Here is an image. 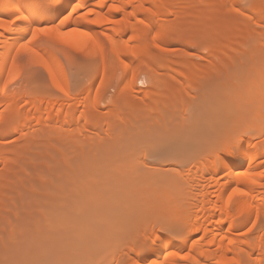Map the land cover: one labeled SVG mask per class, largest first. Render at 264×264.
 <instances>
[{
  "label": "bare ground",
  "instance_id": "1",
  "mask_svg": "<svg viewBox=\"0 0 264 264\" xmlns=\"http://www.w3.org/2000/svg\"><path fill=\"white\" fill-rule=\"evenodd\" d=\"M62 47L67 48L63 55ZM74 55L82 56L85 67ZM28 65L45 70L50 96L27 91L28 85L44 83L25 70ZM142 75L147 78L143 94ZM22 77L24 86L11 89ZM113 80L123 87L105 109L97 95ZM195 89L201 100H188ZM19 129H26L21 131L26 143L12 147ZM79 132L86 139H78ZM32 135L37 139L28 141ZM52 149L56 155L50 157ZM0 165L5 168L0 172V264H34L37 245L55 231L63 239V229L73 223V236L85 240L87 231L97 233L87 239L91 244L96 237L109 239V231V240L129 255L113 252L116 264H264V0H0ZM45 174L52 178L50 189L58 179L68 190L61 188L54 199L50 194L53 204L44 202L50 211L41 207L49 211L43 222L42 211L38 218H23L20 197L36 198L43 183L33 175ZM99 182L107 186L100 188ZM88 185L91 192L111 193L106 204L114 210L104 208L112 214L101 208L106 195L99 202L98 193L93 198L102 205L95 203L90 218L84 216ZM122 186L126 194L129 187L144 192L150 186L162 195L152 200L151 190L142 197L138 191L135 201L138 194L132 191L129 201L137 205H130L115 194ZM24 207L21 213L30 206ZM123 214L128 216L121 220ZM132 215L138 216L133 230L123 223L126 218L130 225ZM20 222L35 234L24 232ZM87 241L79 239L80 247ZM24 242L33 244L25 250ZM99 243L87 247L101 253ZM54 248L39 255L48 252L50 264H67L53 253L58 245ZM76 255L81 261L85 257ZM45 258L37 262L49 264Z\"/></svg>",
  "mask_w": 264,
  "mask_h": 264
},
{
  "label": "rangeland",
  "instance_id": "2",
  "mask_svg": "<svg viewBox=\"0 0 264 264\" xmlns=\"http://www.w3.org/2000/svg\"><path fill=\"white\" fill-rule=\"evenodd\" d=\"M82 11H84V10H82ZM80 12H81V11H80ZM84 12H85V11H84ZM82 13H83V12H82ZM92 15H93V14H92ZM92 15H91V16H92ZM93 17H94V16H92V18H93ZM60 49H61V48H60ZM62 49H63L62 51L59 50V53H60L61 55H63V54H62L63 51H65V49H67V48L65 47V49H64V47H62ZM64 53H65V52H64ZM74 58H75L76 62H78V63H77V65L79 64L78 66H81V65L83 64V62L85 61V60L83 61L82 56L80 57V56L74 55ZM80 58H81V60H80ZM194 59H195L199 64H200V63H203V64H204V63L206 62L205 59H203L202 57H195ZM78 60H79L80 62H79ZM81 61H83V62H81ZM80 64H81V65H80ZM74 65H75V67H76V64H74ZM83 66L85 67L84 64H83ZM236 66H237V65H236ZM32 67H35V65H34V66H33V65H31V66L28 65V67H26L25 70H26V71L28 70L29 73L33 74L34 76H37V77H38V76H41V77H42V83L44 82V83H43L44 85L42 84V87H41V88H40V87H39V88L35 87L36 85H35V86H30V85H28V86H26L27 91H28V92H31V93H34V94H39V95H41V96H43V97H45V98L48 97V96H50L52 91L49 89V88H50V81H49V79H48V75H47V73H46L45 70H44L43 68H41L40 66L37 67L38 69H37V68H36V69L33 68V69L31 70ZM28 68H29V69H28ZM76 68H80V67H76ZM234 68H236V67H235V64H232V65H231V69H234ZM28 71H27V72H28ZM95 71H96V73L99 72V74H102V72H101L100 69H99L98 71H97V70H95ZM95 71H94V73H95ZM24 76H25V75H24ZM22 78H23V77H22ZM43 78H44V79H43ZM18 80H19V81L15 82V83L12 85L11 89H14V88H16V87L24 86V83H25L24 78L21 79V80H20V79H18ZM43 80H45V81H43ZM146 85H147V78H146L145 75H142V76L140 77V82H139V85H138V89H140L141 93L143 92L142 90H146V88H147ZM37 86H38V84H37ZM44 86H45V87H44ZM122 87H123L122 85H117L116 80H113V81L110 83L109 88L106 89V91L104 90V91H102L99 95H97V98L100 99L101 102H102L103 104L105 103V104H104V105H105V107H104L105 109L108 108V106H107L106 104H108L109 97H110L111 95L116 94L117 91H118L119 89H121ZM199 87H200V86H197L198 91H200V90H199ZM198 91H197V89H195V92H193V93H195V94L192 93V95H193L194 97H193V96H189V98L187 97L188 100H192V98H193L194 100H196V101H197V100H201V98H202V93H201V92H198ZM197 92H198V93H197ZM53 93H54V92H53ZM142 94H143V93H142ZM139 95H140V92H139ZM195 95H196V96H195ZM57 96H58V94H57V93H54V97H57ZM197 96H198V97H197ZM190 97H191V98H190ZM196 97H197L198 99H196ZM187 98H186V99H187ZM20 102H21V101H20ZM106 102H107V103H106ZM21 103H22V102H21ZM21 103L18 104L19 106H18L17 108H19V109L22 108L21 105H22L23 103H22V104H21ZM44 105H45V104H44ZM108 105H109V104H108ZM20 107H21V108H20ZM182 111H183V113H184V110H182ZM181 113H182V112H181ZM203 121H204V120H203ZM202 123H203V122L200 121V123H198V124H201V125H202ZM35 126H36L35 129H37V130H39V129H41V128L43 127V126H41V125H35ZM38 126H39V127H38ZM40 126H41V127H40ZM203 126H205V122H204V125H203ZM37 127H38V128H37ZM43 128H45V126H44ZM43 128H42V129H43ZM46 128H47V127H46ZM22 129H23V128H22ZM19 130H20V129H19ZM19 130H18V132H17V131H16V132L14 131L15 134L13 133V140H12V141H13L15 144L11 141L12 143H10V146H12V147H15V146H16V147L21 148L20 146L24 145L23 142L26 143L25 140H23V139H24V136H23V134H22V132L25 133L24 131H26V129H25V130H20V132H19ZM48 130H49V129H48ZM21 131H22V132H21ZM33 133H34V132H33ZM84 133H85V132H81V133L79 132V133H77V137H78V139H79V138H80V139H86V137H85L86 135L84 136ZM34 134H35V133H34ZM36 134H37V133H36ZM36 134H35V136H36ZM79 134H81V135H79ZM105 134H106V133H105ZM20 135H22V137H21ZM37 135H38V134H37ZM96 135H97V134H96ZM103 135H104V134H103ZM32 136H33V135H32ZM35 136L30 137L31 139H30V140L28 139V141H31V142H32L33 140H35V138H36ZM104 136H105V135H104ZM16 137H17V138H16ZM18 137H20V140H21V141H19V138H18ZM14 139H15L16 141H18V142H16ZM17 139H18V140H17ZM36 139H37V138H36ZM22 140H23V141H22ZM31 142H30V143H31ZM30 143L27 142L28 145H29ZM25 145H26V144H25ZM30 145H32V144H30ZM22 147H23V146H22ZM19 148H17V149L19 150ZM193 148H194V147H193ZM10 149L12 150L11 147H10ZM10 149H9V150H10ZM17 149L14 148L15 151H16ZM55 150H56V149H55ZM142 151H143V150H142ZM35 153H36V152H35ZM35 153H34V155H33V154H30V156H32V155L35 156ZM48 153L50 154V155H49L50 157L56 155V151H54V149L50 150ZM53 154H54V155H53ZM60 154H61V153H60ZM33 156H32V157H33ZM49 156H48V157H49ZM52 158H53V157H52ZM50 159H51V158H50ZM149 159H150V158H149ZM51 160H52V159H51ZM32 162H33V161H31L30 164H31ZM188 164L191 165V164H194V162L189 161V163H187V165H188ZM0 166H1V165H0ZM2 166H3V165H2ZM49 166H50L49 164H48V165L46 164L45 166H43V167H45V169L47 168V169H46L47 172H49ZM43 167H42V169H43ZM0 169H1V168H0ZM42 169H41V170H42ZM45 169H43L44 172H46ZM2 170L5 171V168H4V169L2 168L0 172H2ZM32 170H33V169H31L30 173H32ZM4 171H3V172H4ZM33 171H34V170H33ZM3 172H2V173H3ZM36 173H37V172H36V170H35V173H34V174H36ZM45 175H46L49 179H48L47 177H45V176L43 177V175H41V177L38 176V175H37V176L33 175V177H36V178H34L35 180L37 179L38 182H40V183L42 182V183H43V187L46 185L45 188L41 187L42 184H41L40 186H38L39 188H41V190L38 189V190H40V191L38 192V195H37L36 198H34V196L32 197L31 193H26V194H25V192L23 191V193H24L25 195L22 194L23 197H20V202H21V204H19V206L22 205V207H23V205H24V206H25L24 208H26V206H30L31 208L29 207V209H27V208H28V207H27V208H26L27 210H25V211L28 212L30 209H31V210H30V213L28 212L27 214H26L25 211H24V213H21V212H20V209H21L22 207H20L18 212H19V214H21V216H22V214H23V216H24L25 218H27L26 215H28V214H33V216H36V217L38 218L39 215H41L40 212L42 211V215H41V217H39V219L41 218V219H40L41 222H43V220H45V219H44V218H45V215H44V214L46 213V211H47L49 208L47 209V208L45 207L46 205H44V202H46L45 204L52 203V200H50V198H49V197H50V194H51V196H52L51 199H54L53 197H55V194H57V195H56V197H57V196H58V193L60 192L59 190L62 188V187L60 188V186H59V183L62 182V180L60 179L61 181H59V183H57V182H58V179H57V180L55 179V181H57L55 184H57V185L59 186V189H57V185H56V187H55V185H53V187H52V185H51L50 187H52L53 189H52V188L50 189V188H49V184H50V182H52V181H51L52 178H50L48 174H45ZM28 176H29V175H28ZM31 177H32V174H30V178H31ZM25 178H26V181H24V182H27V179H28V181L30 180V178L27 177V176H26ZM43 178H44V179H43ZM39 179H40V180H39ZM50 179H51V180H50ZM24 180H25V179H24ZM31 180H32V179H31ZM35 180H34V181H35ZM37 180H36V181H37ZM98 180H99V179H98ZM125 180H126V179H125ZM49 181H50V182H49ZM64 181H65V180H64ZM64 181H63V182H64ZM45 182H46V183H45ZM48 182H49V183H48ZM97 182H98V181H97ZM122 182H123L122 184H125V183H124L125 181H124L123 179H122ZM47 183H48V184H47ZM64 183H65V182H64ZM24 184H25V183H24ZM28 184H30V182H27V185H28ZM102 184H104V185H102ZM100 185H101V186H107L106 183H100V182H99L98 187H99ZM142 185H143V184H142ZM142 185H140V186H142ZM151 185H154V184H151ZM29 186H30V185H29ZM29 186H26V185H25V187H29ZM47 186H48V187H47ZM61 186H62V185H61ZM101 186H100V188H101ZM154 186H155V185H154ZM46 187H47V188H46ZM54 187H55V188H54ZM142 187H143V186H142ZM148 187H149L150 189L148 188V190H144V192H145V193L147 192V194H148V191L151 190V192H149V195H148V196H149L152 200H156L159 196L162 195V193L160 192L161 189H160V190H157V189H156L158 186H157V187L155 186L156 188H154V189H156V190L154 191L155 193L152 192V191H153V190H152L153 187H152V189H151L150 186H148ZM64 188H65L66 190H68L66 187H63V188H62V191H63ZM88 188H90L89 185L87 186V191H86V193H85V195H88V196L86 197V196L84 195V196L86 197V199H85V197H82V198H84L86 201L89 200V202L85 203V204H86V205H85V206H86V207H85V211H87V212H85V213H88V216H86L87 214H85L84 216L87 217V218H90V217H89V215H90L89 213H90V212H88V211H91L92 209H95V208H97L98 206H101L102 204H100L99 202H101V201L104 200V199H105V200L102 201V203H104V205H105L106 203H108L107 200H109L110 198H112V195H111V193L108 194L109 196H108L107 194H104V195L102 194L103 197L106 195L105 198L103 199V197H101V196H102V195H101L102 192L99 193V192H100L99 190H101L100 188H95L94 192H91V190L88 189ZM121 188H122V189H121ZM121 188L119 187V188H118L119 190H118V189L115 190V194H117V193L120 194V195L117 194V195H118V198L121 199L120 196L123 194L124 196H121V197H122V199H124V198L127 199V201H126L125 199H124V200H125L126 202H128V204H130V205H131V204H132V205H137V202H135V201H139V194H141V193H139L138 191L143 192V190H142V191H141V190H138V191L136 190L135 192L138 194L136 199H138V200H135L134 203H132V202L130 203L129 199H130V200L132 199V198H131V197H132V191L134 192V190L132 189V187H131V188L129 187V188L132 189V190H130V189L128 188V190H127L128 192H127V194H126V193H125V191H126L125 188H124L123 186H122ZM123 188H124V189H123ZM46 189H47V190H46ZM55 189H57L58 192L55 191ZM65 189H64V190H65ZM96 189H97V191H96ZM120 189L123 191L122 193H120V191H121ZM137 189H139V187H138ZM140 189H143V188H140ZM158 189H159V188H158ZM23 190H25V189H23ZM52 190H53V191H52ZM46 191L48 192V194H47ZM49 191H50L51 193H50ZM88 191H90V193L92 194V196H91V194H88ZM95 191H96V192H95ZM116 191H118V192H116ZM157 191H158V192H157ZM52 192H53V193L55 192V193L53 194ZM129 192L131 193V195H130ZM135 192H134V193H135ZM144 192H143V194H141L140 197H142V195H143V196H144V195H147V194H145ZM98 193H99V194H98ZM151 193H152V194H151ZM28 194H30L31 196H27ZM44 194H45V195H44ZM46 194H47V195H46ZM66 194H67V193H66ZM93 194H94V195H93ZM96 194H98V195H96ZM159 194H161V195H159ZM34 195H36V193H34ZM89 195H90V196H89ZM95 195H96L97 197H96ZM99 195H100V196H99ZM127 195H128V196H127ZM129 195H130V197H129ZM41 196H42V198L44 197V200H45V198L48 196V197H47L48 199L46 198V200L44 201V200H42V198H40ZM59 196H60V195H59ZM61 196H62V195H61ZM68 196H69V195H67V196L65 197L64 202H65V200H68V199H67ZM93 196L96 197L95 199H96V200H99V202L96 201V200L93 198ZM98 196H99V197H98ZM125 196H127V197H125ZM7 197H8V196H7ZM27 197H30V198L32 197V199H29V198H27ZM38 197H39V198H38ZM88 197H89L90 199H88ZM100 197H101V198H100ZM156 197H157V198H156ZM69 198H70V197H69ZM99 198H100V199H99ZM106 198H107V200H106ZM108 198H109V199H108ZM118 198H117V199H118ZM7 199H8V201H9V203H11V200H10L9 198H7ZM33 199H37V200H33ZM40 199H41L42 201H41ZM91 199H92L93 201L95 200L96 202H92ZM119 199H118V200H119ZM122 199H121L120 201H122ZM24 200H26V202H25ZM38 200L41 201V202H43V203H40V202L38 203ZM49 200H50V201H49ZM124 200H123V201H124ZM8 201H7V202H8ZM34 201H35V202H34ZM36 201H37V202H36ZM90 201H91V204H90ZM109 201H111V199H110ZM32 202H33L34 204H33ZM29 203H30V204H29ZM36 203H38V204H36ZM66 203H67V202H66ZM93 203H94V204H93ZM95 203H96V205H97V203H98V206H96ZM135 203H136V204H135ZM52 204H53V203H52ZM87 204H88V207H89V208L87 207ZM99 204H100V205H99ZM109 204H110V202L108 203V205H109ZM122 204L125 205L124 203H122ZM126 204H127V203H126ZM43 205H44V208L47 209V210H44V209H43L44 211L42 210L41 207H42ZM89 205H91V207H93V208H90ZM93 205H94V206H93ZM108 205L106 204L105 206H102V207H101L104 211L107 210L106 212L108 213V214H107L106 212H103V210H102V212L100 211L101 213H104L103 217H106V216H105L106 214L109 216V214H112V213H109L110 210H111V211L114 210V209H110V206H108ZM37 206H38V207H37ZM47 206H48V205H47ZM35 207H36V208H35ZM104 207H106V208L109 207L110 210H108V209H106V208H104ZM38 208H39L40 210H39ZM86 208H87L88 210H87ZM99 208H100V207H99ZM32 209H33V210H32ZM2 210H3V211H2ZM2 210H1V213H2V214H3L4 212H5L4 214H6V215L9 213V210H8V212H6L7 209H5V211H4V209H2ZM22 210H24V209L22 208L21 211H22ZM100 210H101V209H100ZM31 211H36V212L32 213ZM49 211H50V209H49ZM49 211H47V214H48ZM141 211H142V210H141ZM141 211H140V212H141ZM112 212H113V211H112ZM137 212L139 213V211H137ZM35 213H37L38 216H37ZM139 214H140V213H139ZM12 215H13V214H12ZM126 215H127V214H123V216H121L120 219H121V220L124 219V216L126 217ZM21 216H20V217H21ZM23 216H22V217H23ZM127 216H128V215H127ZM132 216H133V217H131L132 219L129 218V220H132V222L130 221V222H131L130 225L126 222L127 219L125 218V220H123V223H126V226L123 224V226H121V228H120V226H119V229H123L124 226H125L126 228H127V226H129L128 229L133 230V228H132V227L130 228V226H131L132 223L135 222V219H137L138 216H137V217H136V215H132ZM22 217H21V218H22ZM24 217H23V218H24ZM29 217H31V215H29ZM36 217H35L34 222L37 221V220H39V219H37ZM43 217H44V218H43ZM122 217H123V218H122ZM107 218H108V217H107ZM36 219H37V220H36ZM42 219H43V220H42ZM111 219H112V218H111ZM111 219H110V221H111ZM40 220H39V221H40ZM106 220H107V219H106ZM108 220H109V218H108ZM121 220L119 221V222H121V223L118 222V225H121V224H122V221H121ZM137 220H138V219H137ZM137 220H136V223H137ZM23 221H24V220H23ZM110 221H105L103 224L106 225V224H107L106 222L110 223ZM112 221H113V219H112ZM124 221H125V222H124ZM21 222H22V221H21ZM21 222H20V225H22ZM91 222H92V221H91ZM30 223H32V222H30ZM35 223H36V224H35ZM35 223H34V224L37 225V222H35ZM38 223H39V222H38ZM54 223L57 224V220H56ZM39 224H40V223H39ZM41 224H42V223H41ZM56 224H54V225H56ZM73 224H75V223H73ZM73 224H71V226L68 225L67 227H65V228H64L65 230L63 229V233H64V234L62 233V235H61V236H63V237H62L63 239H58V236H60L59 234H60L61 232H60V231H55L54 233L51 234V235H53L52 237H53L54 239L51 238V237H50V234H49L48 237H46V238L44 237V238H45L44 241H41V245H37V244H36V245H37V248H36V245H35V248H36L35 250H36V251L34 250V251L32 252V253H35V252H36V253H35V254H32V253H31L32 255H34V256H33L34 259H32L33 257L30 258L31 255H29V254L27 253L28 251H27V252L25 251V252L28 254V256H29V257H28V256H27V257L30 259V261H31V259H32V261H35L34 264H37L38 262L40 263V262H42V261H45V260H46L45 257H47V258L50 257V256H47V255H48V252L45 253V255L47 254L46 256H45V255L42 256V252H40V255H39V252H38V251H40V250L42 251V250H43V254H44V251H47V250L50 251L51 248H54V245H55V246L58 245V251H56V253H55V250H54V249L57 248V247H55V248L53 249V250H54L53 253H54V254H57V255L60 254V256H63L62 258H61L60 256H58V257H59L61 260H63V262H65V263H67V264H71V263L74 264L75 259H78V258H79V257H76V258L74 257L76 253H77L76 256H81L80 254L85 253L86 255H84V254L82 255V256H85L83 259H85L86 256H87V257H88V256H89V257H92L93 259H92L91 261H92V263H93V261H94L95 264H97V261H98V264H110L111 262H112V264H116V256H114V254H113V252H115V251H118V253L120 254V257H124V258H127V259H128L127 256H129V255H128V253H127V250H124L125 247L122 246V245H120V243H118V242H117V244H116V242L112 241V239L109 240V239L111 238V237H110L111 234L109 233V231H108V234H107V236L109 235V236H108L109 239H106L107 241L105 240V238H106L105 236H104L103 239H102V237H100V238L104 241V242H102L101 239H100L101 241L99 240L100 242L103 243V245H101V243H99V241H97L99 238L97 239V237H96V242L99 243L101 246H103V247H102L103 249H100V248H99L100 251H101V250L103 251V252L101 251L102 254H101L100 252L97 251L98 248L95 249V250L97 251V253H96V251L91 250L90 248H88V247H90V245L93 246V245L95 244V243H92V244H91V242L89 243V241H87V239L89 240V238H92V233L94 234V237H93L92 240H94L95 236H97V233L92 231L93 229L91 230L92 232H91L90 230L87 231V232H90V234L88 233V234H87V235H88L87 238H85V240L89 243V245H87L88 247L85 246L86 244H83L84 246L82 245L83 247H82V246L80 247L79 239H80V241H82V243H83V242L85 243V240H84V238H83L84 235H83V237H79L80 234H78V236H73V233H74V230H75ZM127 224H128V225H127ZM32 225H33V223H32ZM35 225H33V226H35ZM132 225H135V224H132ZM33 226H32V227H33ZM107 226H108V224H107ZM20 227H21V226H20ZM22 227H24V232H25V230L28 229V228L25 229V227H27L26 225H25V226L22 225ZM72 227H73V228H72ZM133 227H134V226H133ZM38 228H39V227H38ZM38 228H37V229H38ZM93 228H94V227H93ZM7 229L9 230V228H7ZM7 229H6V230H7ZM20 229L23 230V228H20ZM20 229H19V230H20ZM39 229H41V228H39ZM43 229H44V228H43ZM43 229H41V230H43ZM46 229H47V228H46ZM70 229H71V231H70ZM95 229H96V228H95ZM22 230H21V233H22ZM30 230H32V228H31ZM34 230H35V229H34ZM34 230H32V231H34ZM47 230H49V228H48ZM66 230H67V231H66ZM114 230L116 231V229H114ZM117 230H118V229H117ZM131 230H129V231H131ZM28 231H29V229H28ZM28 231L26 232V233H28V235H32V234L34 233V232H33L32 234H29L30 231H29V232H28ZM45 231H46V230H45ZM45 231H43V232L45 233ZM68 231L71 233V235H69L70 233H68ZM96 231H97V230H96ZM122 231L125 232V230H122ZM126 231H128V230H126ZM65 232H67L68 235H67ZM87 232H86V233H87ZM117 232H121V231H117ZM44 233H43V234H44ZM46 233H47V232H46ZM50 233H51V232H50ZM95 233H96V235H95ZM24 234H25V233H24ZM34 234H35V233H34ZM37 234H38V233H37ZM54 234H56L57 236L54 235ZM65 234H66V235H65ZM40 235H42V234H40ZM64 235H65V236H64ZM25 236H27V235L25 234ZM36 236H37V235H36ZM43 236H45V234H44ZM43 236H42V237H43ZM54 236H55V237H54ZM69 236H70V237H69ZM80 236H82V235H80ZM85 236H86V235H85ZM98 236H99V235H98ZM37 237H39V236H37ZM49 237H50L51 239H50ZM73 237H74V238L76 237L75 239H77L78 241H77V240L75 241V239H74ZM77 237H78L79 239H78ZM23 238H24V237H23ZM25 238H26V240H25V239H24V240L27 241L28 238H27V237H25ZM31 238H32V237H30V239H31ZM34 238H36V237H34ZM48 238H49L50 240H48ZM64 238H65V239H64ZM71 238H72L73 240H72ZM39 239H40V238H39ZM42 239H43V238H42ZM55 239H56V240H55ZM66 239H69V240H68L69 243H68V241L66 242ZM81 239H82V240H81ZM37 240H38V239H37ZM58 240H59V244H56ZM63 240H64V242H63ZM92 240H91V241H92ZM113 240H114V239H113ZM33 241H34V240H33ZM45 241L48 242L49 244H47ZM52 241H53V242H52ZM73 241H74V242H73ZM22 242H23V241H22ZM31 242H32V239H31ZM31 242H30V243H31ZM39 242H40V241H39ZM42 242H45V243L43 244ZM50 242L52 243V245L50 244ZM72 242H73V243H72ZM19 243L21 244V242H19ZM54 243H55V244H54ZM60 243H61V244L63 243L64 246L62 247V245H61ZM67 243L69 244V248H68ZM71 243H72V244H71ZM74 243H75V244H74ZM76 243H77V244H76ZM80 243H81V242H80ZM82 243H81V244H82ZM88 243H87V244H88ZM97 243H96V244H97ZM104 243H105V244H104ZM20 244H19V245H20ZM28 244H29V243L26 244V242L23 243V245H24V249H25V250H26V247H27ZM32 244H33V243H32ZM32 244H31V245H32ZM34 244H35V242H34ZM45 244H46L49 248H50L51 246H52V247H51L50 249H48L47 247H45V246H46ZM70 244H71L72 246H73V245H74V246L71 247ZM96 244H95V245H96ZM99 244H98V245H99ZM31 245H28V247L30 248ZM42 245H43V246H42ZM76 245H77V246H76ZM100 245H99V246H100ZM25 246H26V247H25ZM65 246H67V247L65 248ZM78 246L80 247V249L77 248ZM21 247H22V246H21ZM28 247H27V249H28ZM38 247H40V248H38ZM84 247H86V248H84ZM41 248H42V249H41ZM44 248H45V249H44ZM59 248H60V249H61V248H62V249L64 248L65 251H64V250H60ZM73 248H76V249H79V250H76V249H73ZM82 248L85 249V250H83V252H82ZM87 248H88L89 251H86ZM94 248H95V246H94ZM94 248H93V249H94ZM20 249H21L22 251L24 250L23 248H20ZM46 249H47V250H46ZM66 249H67V250H66ZM69 249H70V250H69ZM56 250H57V249H56ZM71 250H72V251H71ZM74 250H75V252H73ZM80 250H81V251H80ZM67 251H68V252H67ZM91 251H92V252H91ZM93 251H94V252H93ZM25 252L23 251L22 253H25ZM30 252H31V250H30ZM69 252H70V255H69ZM90 252L93 253L92 256H91ZM26 253H25V254H26ZM37 253H38V256H39V257L37 256ZM63 253H64L66 256H65ZM78 253H80V254H78ZM87 253H88V255H87ZM99 253H100V257H99ZM25 254H24V255H25ZM50 254L52 255V253H49V255H50ZM61 254H62V255H61ZM94 254H95V255H94ZM96 255H97V256H96ZM101 255H102V256H101ZM36 256H37V257H36ZM64 256H65V258H64ZM82 256H81V257H82ZM95 256H96V257H95ZM40 257H41V258H40ZM53 257H55V256H53ZM94 257H95V259L97 258V260H95ZM26 259H27V258H26ZM48 259H49V258H48ZM71 259H72V261H71ZM83 259H82V261L84 262L85 260H83ZM86 259H87V258H86ZM37 260H38V262H37ZM49 260H50V261H49ZM49 260H48V263H49V264L52 263V262L54 261V260H52V259H49ZM79 260H80V258L77 260V263H76V264H80V263L82 262L81 260H80V261H79ZM87 260H88V259H87ZM87 260H86V261H87ZM100 260H101V261H100ZM57 261L59 262V264L61 263L59 260H57ZM66 261H67V262H66ZM78 261H79V262H78ZM86 261H85L84 264L91 262L90 260H88L87 262H86ZM27 262H28V261H27ZM83 262H82V263H83ZM99 262H100V263H99ZM29 263H30V262H29ZM39 263H38V264H39ZM42 263H43V262H42ZM42 263H41V264H42ZM44 263H45V262H44ZM92 263H89V264H92ZM94 263H93V264H94ZM31 264H32V263H31ZM53 264H54V263H53Z\"/></svg>",
  "mask_w": 264,
  "mask_h": 264
}]
</instances>
